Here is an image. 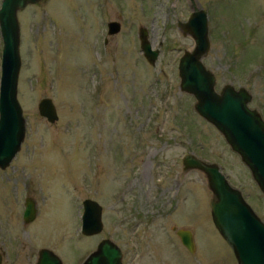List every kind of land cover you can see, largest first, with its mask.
Masks as SVG:
<instances>
[{
    "label": "rangeland",
    "instance_id": "obj_1",
    "mask_svg": "<svg viewBox=\"0 0 264 264\" xmlns=\"http://www.w3.org/2000/svg\"><path fill=\"white\" fill-rule=\"evenodd\" d=\"M194 7L207 12L203 63L215 89L247 88L264 119V0H41L18 12L26 132L0 169L1 264H35L43 247L80 264L103 238L119 245L123 264H238L212 224L206 177L181 164L187 153L218 164L264 220L249 169L179 87V57L194 41L178 23ZM108 21L119 32L108 36ZM140 27L158 50L153 64ZM1 47L0 35V63ZM42 97L55 105L53 123L38 113ZM26 197L36 214L24 223ZM86 198L102 206L96 235L79 231ZM179 228L193 233V253Z\"/></svg>",
    "mask_w": 264,
    "mask_h": 264
},
{
    "label": "water",
    "instance_id": "obj_2",
    "mask_svg": "<svg viewBox=\"0 0 264 264\" xmlns=\"http://www.w3.org/2000/svg\"><path fill=\"white\" fill-rule=\"evenodd\" d=\"M41 0H1L0 34L2 38L0 74V169L9 166L19 151L26 132V119L17 98V82L21 65L20 25L18 14L27 4ZM108 33L119 32V21H109ZM183 34L194 41L191 50H184L178 61L179 87L195 98L194 109L224 137L247 168L264 196V119L249 106L251 93L245 87L225 84L218 92L216 76L207 69L203 57L210 39L207 12L194 7L186 21L179 22ZM140 49L149 63L157 59L158 50L151 48L148 31L139 29ZM40 116L50 123L57 120V111L50 97H42L37 105ZM184 170L196 169L204 174L211 190L208 203L212 224L233 251L238 264H264V220L246 202L241 190L233 187L218 164L206 162L193 154L182 158ZM24 223L34 219L36 205L31 197L24 199ZM103 229L102 206L94 199L82 201L81 233L96 235ZM181 244L193 253L195 240L189 229L176 230ZM109 238L100 239L96 248L80 264H123V252ZM35 264H63L61 258L46 247L38 250ZM2 256L0 254V264Z\"/></svg>",
    "mask_w": 264,
    "mask_h": 264
},
{
    "label": "flooded vegetation",
    "instance_id": "obj_3",
    "mask_svg": "<svg viewBox=\"0 0 264 264\" xmlns=\"http://www.w3.org/2000/svg\"><path fill=\"white\" fill-rule=\"evenodd\" d=\"M106 26H107V25H106ZM178 26H179V23H178ZM106 32H107V35H108V36L112 35V34H108V28H107ZM105 40L107 41V38H105ZM0 254H1V256H3V253H2L1 251H0Z\"/></svg>",
    "mask_w": 264,
    "mask_h": 264
}]
</instances>
